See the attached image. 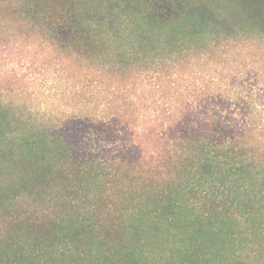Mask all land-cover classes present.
<instances>
[{
    "label": "trees",
    "instance_id": "trees-1",
    "mask_svg": "<svg viewBox=\"0 0 264 264\" xmlns=\"http://www.w3.org/2000/svg\"><path fill=\"white\" fill-rule=\"evenodd\" d=\"M0 264H264V0H0Z\"/></svg>",
    "mask_w": 264,
    "mask_h": 264
},
{
    "label": "rangeland",
    "instance_id": "rangeland-1",
    "mask_svg": "<svg viewBox=\"0 0 264 264\" xmlns=\"http://www.w3.org/2000/svg\"><path fill=\"white\" fill-rule=\"evenodd\" d=\"M27 61H31L30 59L26 60V59H21L20 61H18V65H17V69L21 72H28L31 71L30 70V67L28 64H27Z\"/></svg>",
    "mask_w": 264,
    "mask_h": 264
}]
</instances>
